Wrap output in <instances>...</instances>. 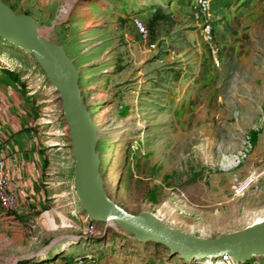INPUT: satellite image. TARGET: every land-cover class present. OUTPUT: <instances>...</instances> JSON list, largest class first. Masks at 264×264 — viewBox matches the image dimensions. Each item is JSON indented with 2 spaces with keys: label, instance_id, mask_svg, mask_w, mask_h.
I'll return each instance as SVG.
<instances>
[{
  "label": "rangeland",
  "instance_id": "1",
  "mask_svg": "<svg viewBox=\"0 0 264 264\" xmlns=\"http://www.w3.org/2000/svg\"><path fill=\"white\" fill-rule=\"evenodd\" d=\"M1 1L32 16L39 34L62 45L78 67L111 198L202 237L264 220V0H213L219 66L201 29L185 40L176 14L164 10L150 11L154 18L146 24L153 33L154 19L163 18L181 56L162 58L164 39L151 47L128 19L113 25L96 14L93 22L72 23V0ZM0 69L13 70L36 104L32 128L49 157L44 184L51 195L33 214L16 211L20 205L0 207V264H11L24 249H43L42 256L23 259L39 264L63 253L65 264H210L207 258L185 261L110 218H93L75 186L76 157L60 92L32 50L2 35ZM248 135L253 148L233 165ZM255 168L261 172L256 184L237 194V177ZM239 262L264 264V253Z\"/></svg>",
  "mask_w": 264,
  "mask_h": 264
},
{
  "label": "water",
  "instance_id": "2",
  "mask_svg": "<svg viewBox=\"0 0 264 264\" xmlns=\"http://www.w3.org/2000/svg\"><path fill=\"white\" fill-rule=\"evenodd\" d=\"M0 35L32 50L60 92L76 157L75 186L84 209L93 218H110L130 229L131 235L163 244L171 255H180L185 261L226 253L246 261L253 254L264 253V220L215 237H202L170 226L150 211L130 212L111 198L100 173L97 122L85 101L73 59L62 45L38 35L32 16L18 14L1 0Z\"/></svg>",
  "mask_w": 264,
  "mask_h": 264
},
{
  "label": "crops",
  "instance_id": "3",
  "mask_svg": "<svg viewBox=\"0 0 264 264\" xmlns=\"http://www.w3.org/2000/svg\"><path fill=\"white\" fill-rule=\"evenodd\" d=\"M7 1L14 2V0ZM94 2L100 6L98 13L94 8ZM162 10L165 13L168 12L170 16L176 14L177 24L185 29V33L181 36L185 40L188 39L189 34H192L191 32L201 29L198 21L192 17L190 0H130L127 2L126 0H72V23H88L89 19L93 22L98 16L96 14H99L100 19L110 20L113 25H120L123 20L128 19L127 21L137 30L133 23L134 15H140L145 22H149L154 18V12H162ZM150 11L153 12L152 17H150ZM33 15L37 16L36 13ZM185 20L187 23H184ZM110 22H107L106 26L109 27ZM163 22V18L154 19L152 25L154 32L151 33L150 41L158 44L164 39L161 46L167 52L161 55L162 58L181 56L179 53L182 52L176 53L175 51L178 50L172 47L174 42L168 40L170 30L165 27L167 23ZM35 105L22 79L17 77L13 70L0 69V146L4 156H7L5 171L11 179L20 202L16 211L24 209V212L30 214L44 209L51 196L47 189L49 185L44 184L48 182L45 178L49 157L45 150L40 149L36 128H32L38 122ZM42 250L24 249L16 256L14 255V262L11 264H39L37 262L42 261L41 259L28 261L23 259L38 254L42 256ZM45 260L47 261L40 264H65L64 262L68 259L63 253L58 254L57 259H43Z\"/></svg>",
  "mask_w": 264,
  "mask_h": 264
},
{
  "label": "built area",
  "instance_id": "4",
  "mask_svg": "<svg viewBox=\"0 0 264 264\" xmlns=\"http://www.w3.org/2000/svg\"><path fill=\"white\" fill-rule=\"evenodd\" d=\"M190 8L192 12V17L198 21L199 26L201 28V32L204 40L209 46L210 56L214 64L217 66L221 65L222 57H221V46L216 38L214 32V20L215 13L213 9V0H190ZM133 23L140 33L141 37L150 41L151 39V31L148 28L146 22L140 16L133 17ZM150 46L155 48L157 46L156 42L150 41ZM253 148V142L251 136L248 135L245 139V144L241 148L239 152L234 155L232 159L233 165L240 164L251 152ZM264 164V158L262 160ZM7 164V156H4L2 153V148L0 146V207L5 211H11L17 208L20 205L18 200L17 192L15 188L12 186L11 179L6 174L5 167ZM261 174L256 168L252 169L246 175L241 177H237L235 192L237 194L245 193L250 187L256 184L259 175ZM92 228L93 226L90 225ZM209 263L216 264H239L240 262L234 258L233 255L226 253L218 258H207Z\"/></svg>",
  "mask_w": 264,
  "mask_h": 264
},
{
  "label": "bare ground",
  "instance_id": "5",
  "mask_svg": "<svg viewBox=\"0 0 264 264\" xmlns=\"http://www.w3.org/2000/svg\"><path fill=\"white\" fill-rule=\"evenodd\" d=\"M36 32L38 33L39 36H41V35L39 34V31H38L37 28H36ZM41 37H42V36H41ZM42 38H44V37H42ZM114 223L117 224V222H115V221H114ZM117 225H119V224H117ZM119 226H121L122 228H125V229H127L128 231L132 232L130 229H128V228H126V227H124V226H122V225H119ZM132 234H133V233H132Z\"/></svg>",
  "mask_w": 264,
  "mask_h": 264
},
{
  "label": "trees",
  "instance_id": "6",
  "mask_svg": "<svg viewBox=\"0 0 264 264\" xmlns=\"http://www.w3.org/2000/svg\"><path fill=\"white\" fill-rule=\"evenodd\" d=\"M47 260L43 261V262H46Z\"/></svg>",
  "mask_w": 264,
  "mask_h": 264
}]
</instances>
